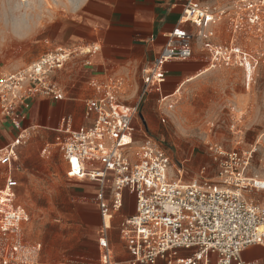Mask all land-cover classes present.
I'll return each mask as SVG.
<instances>
[{
	"label": "built area",
	"instance_id": "1",
	"mask_svg": "<svg viewBox=\"0 0 264 264\" xmlns=\"http://www.w3.org/2000/svg\"><path fill=\"white\" fill-rule=\"evenodd\" d=\"M176 1L183 5L178 26L144 69L140 100L166 81L169 62L195 58L193 42L197 40L211 65L245 68L257 62L244 48L241 33L264 29L259 0ZM223 21L229 22L232 37L227 43H218L214 40L216 30L206 27ZM188 23L199 28L198 35L181 27ZM99 48L53 47L30 64L2 73L1 113L18 125L33 98L61 97L63 89L54 75L74 56L94 55ZM124 84L122 78L114 76L92 80L95 96L87 101L86 116L93 117V123L80 130L65 127L67 136L62 142L67 176L99 182L95 200L103 220L99 237L101 264H113L108 230L114 212L123 207L126 193L134 197L135 211L122 221L120 234L132 264H157L159 260L166 264H258L245 261L242 252L252 245L264 247V131L249 149L227 150L212 143L216 179L209 178L204 167L201 178L174 180L169 174L166 151L152 138L137 141L134 119L140 100L132 107L122 106ZM33 132V128H19L10 146L0 151V164H11L17 148L28 143ZM261 151L263 171L251 172L254 156ZM109 176L110 201L106 197ZM16 185V180L8 176L5 189L0 191V264H39L42 243L25 240L24 224L29 214L15 202ZM181 250L193 253L182 257ZM211 253L217 255L216 262L211 261Z\"/></svg>",
	"mask_w": 264,
	"mask_h": 264
},
{
	"label": "rangeland",
	"instance_id": "2",
	"mask_svg": "<svg viewBox=\"0 0 264 264\" xmlns=\"http://www.w3.org/2000/svg\"><path fill=\"white\" fill-rule=\"evenodd\" d=\"M71 3L0 0V75L24 67L48 51L44 40L49 28L70 13ZM258 5L264 8V0H259ZM263 8L260 21L264 28ZM220 25V40L227 43L232 37L230 24L223 21ZM241 35L244 48L257 60L253 67L209 63V68L207 63V72L186 82L179 93L166 99H160L158 91L153 90L149 97L140 100L137 86L132 85L121 97L129 102L140 100L135 120L137 138H152L166 151L170 158L169 174L174 180L201 178L204 167L207 176L216 179L210 145L218 143L227 150L249 149L264 131V29L258 33L248 30ZM26 57L32 58L25 63ZM136 82L141 85V80ZM42 134H32L14 165L18 180L15 202L24 205L30 214L24 224L25 240L42 242L39 264H101V218L94 190L87 183L67 177L66 162L58 147L52 146L49 155L43 154V148L53 140ZM260 156L262 151L254 156L251 172L263 171ZM6 171L0 165V187L5 183ZM134 211V199L126 194L122 209L113 214L112 228ZM121 224L122 221L120 227ZM112 244L118 259L127 249L121 235Z\"/></svg>",
	"mask_w": 264,
	"mask_h": 264
},
{
	"label": "crops",
	"instance_id": "3",
	"mask_svg": "<svg viewBox=\"0 0 264 264\" xmlns=\"http://www.w3.org/2000/svg\"><path fill=\"white\" fill-rule=\"evenodd\" d=\"M207 1L226 3L230 0ZM71 4L70 13L65 18L61 17L58 25L49 28L48 38L44 40L45 44L49 41L48 51L57 46L98 45L100 48L94 55H76L71 58L65 67L54 75L63 89L62 96L33 98L30 102V107L24 111L18 125H13L11 119L4 116L0 111V151L10 146L19 128H33V133L42 132L53 140L48 142L43 148V154L49 155L52 151V146H54L61 150L64 157L62 142L67 136L64 128L69 127L70 130H80L90 127L93 123V117H87L86 112L87 101L95 96V90L90 85V82L94 79L103 80L108 76L120 77L124 80L125 90L130 85L137 86L136 94H138L137 96L140 99L144 89V69L159 55L168 40V34L178 26L183 9L182 3L176 0H76L74 4ZM220 26L219 24L206 27V29L216 30L217 35L214 40L218 43H222L220 40ZM181 27L194 35L199 34V28L189 23L183 24ZM193 47L196 54L195 58L186 61L169 62L166 65L168 70L166 81L159 87L145 93L144 99L149 97L150 92L153 90L158 91L162 97L160 99H166L179 93L186 82L207 72V63L209 68L211 66H223H209L207 53L196 42H193ZM199 51L205 52L204 56H197ZM31 58H24V62H29ZM88 60L91 65L86 64ZM140 80L141 85L136 82ZM136 104V101H121V105L124 107H132ZM137 137L136 130L137 141H142ZM21 147L17 148V157L11 164H0L7 168L5 183L0 187V191L5 189L8 176H12L17 182L16 187L18 186V180L14 175L16 171L14 165L18 159ZM64 160L66 162L67 175L68 162L65 157ZM110 178L109 176L106 189V197L109 201L111 200ZM75 180L91 185V189L94 190V198L97 197L99 194L98 181L89 178ZM16 187L14 188L15 198L17 197ZM126 194L133 197L129 193ZM17 204L27 210L24 205ZM96 208L101 218L100 232L103 220L98 202H96ZM27 212L29 214L28 210ZM128 216L130 214L126 217ZM28 221L29 219L26 222ZM121 221L112 228L114 224L113 217L109 228V230H113L111 233L108 230L113 262L115 264H132L131 255L126 248L117 257L118 259L114 257L112 241L120 239ZM37 242L40 241H35V243ZM192 253L193 250H181L180 256L189 257ZM242 258L248 262L264 264V247L261 245L247 247L242 252ZM210 259L212 262H216L217 255L211 253ZM157 264L166 263L163 260H159Z\"/></svg>",
	"mask_w": 264,
	"mask_h": 264
},
{
	"label": "bare ground",
	"instance_id": "4",
	"mask_svg": "<svg viewBox=\"0 0 264 264\" xmlns=\"http://www.w3.org/2000/svg\"><path fill=\"white\" fill-rule=\"evenodd\" d=\"M73 4L75 3V0H70ZM108 221V220H107ZM109 222V221H108ZM108 222L106 224L109 226Z\"/></svg>",
	"mask_w": 264,
	"mask_h": 264
}]
</instances>
